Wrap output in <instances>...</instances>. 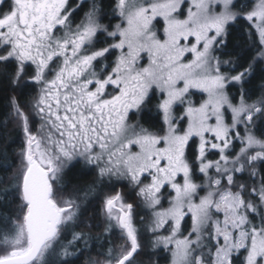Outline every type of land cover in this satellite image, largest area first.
<instances>
[{"label": "snow or ice", "instance_id": "6c2138e0", "mask_svg": "<svg viewBox=\"0 0 264 264\" xmlns=\"http://www.w3.org/2000/svg\"><path fill=\"white\" fill-rule=\"evenodd\" d=\"M74 11L70 0H0V64L15 65L14 87L22 81L40 86L33 108L48 128L42 138L33 134L13 98L26 138L12 186L21 211L0 233V264H49L57 245L65 258L61 264H73L68 257L88 237L73 232L60 244L65 228L78 220L80 205L57 193L66 169L80 162L98 167L101 177L143 185L138 195L154 210L151 231L168 233L157 234L154 246L171 252V264H264V177L247 195L234 179L246 168L256 176L258 163L264 170V131L257 135L255 123L264 117V98L253 104L244 98L251 64L231 74L222 71L231 61L217 55L227 46L228 28L244 19L258 35V55L264 58V0L250 9L240 0H115L122 23L114 30L102 23L103 5L96 0L75 27ZM116 52L114 62L104 63ZM29 66L34 74L25 80ZM235 84L238 104L227 91ZM191 89L206 94L198 106L187 99ZM157 90L166 125L162 135L129 123L130 113L140 114ZM177 104L187 105L178 117ZM235 141L241 147L232 154ZM211 152L219 158L208 159ZM196 171L205 177L203 184L194 181ZM104 212L106 231L117 227L130 242L117 254L109 249L107 264H132L141 247L133 205L117 193L105 198ZM186 218L191 230L183 235Z\"/></svg>", "mask_w": 264, "mask_h": 264}, {"label": "trees", "instance_id": "16d2710c", "mask_svg": "<svg viewBox=\"0 0 264 264\" xmlns=\"http://www.w3.org/2000/svg\"><path fill=\"white\" fill-rule=\"evenodd\" d=\"M91 1L93 2V0ZM253 1L240 0V4H246L250 9ZM96 2L103 5L102 23L107 22L108 25L114 14V0H96ZM82 10L74 11L72 16L76 22L80 18ZM76 22H72V26L76 25ZM253 33L254 30L249 29L248 22L240 19L228 28L227 46L222 48L224 53L222 58L231 61L230 64L235 66V70L244 71L250 64L252 65L251 74L246 77L243 85L244 98L248 104L256 103L264 98V63L257 56L259 53V41ZM14 69V64L7 66L0 64V233L11 227V219H14L21 211V201L12 186L15 182V177L20 171L19 167L22 159L20 153L24 148V142L21 124L13 119L12 99L14 98L21 108L26 109L31 104L36 87L33 83L25 86L22 82L14 87L11 82V73ZM29 70L30 68L27 69V72ZM228 92L234 99L237 96L236 94H239L237 87H230ZM148 107H150V104ZM255 123L259 129L257 132V135H259L260 131H264V117H257ZM139 124L151 131L162 130L158 114L149 108L140 113ZM238 129L241 130L242 126ZM238 146L239 144L235 141L234 149H238ZM193 148H195L194 144ZM262 177H264V170L261 169L259 163L256 165V176L254 177L251 175V169L248 168L234 175L236 183L246 186V195L252 187L258 188L260 186ZM112 185L110 180H101L96 177L95 171L91 167H87L84 170L78 166L66 169L63 182L59 186V193L71 191V194L75 195L73 200L80 205V214L74 225L69 224L65 228L61 235L60 244H67L72 239L73 232L83 233L88 237L87 244L85 245L84 241H78L74 255L68 257L73 264H94V262L95 264H107L109 249H112L113 254H117L121 250L120 233L118 234V243H116L114 238L116 234L107 233L102 229L99 216L101 194L104 195L103 197L107 196ZM138 201L139 198L134 203L136 217H138L137 214L140 215L142 213L140 210H142L143 204L140 203L141 199L140 202ZM255 202L259 203L258 199ZM189 221V218H186L183 223L186 229L190 224ZM140 240L142 244L141 254L138 251V254L134 255V259L151 258V260H156L160 264L168 263L167 251H164L159 246L158 252L154 251V245H151L147 239L140 238ZM60 251V245H57L56 253L48 258L49 264H61L65 258L59 255ZM240 259H243V257L241 256Z\"/></svg>", "mask_w": 264, "mask_h": 264}, {"label": "rangeland", "instance_id": "374dc122", "mask_svg": "<svg viewBox=\"0 0 264 264\" xmlns=\"http://www.w3.org/2000/svg\"><path fill=\"white\" fill-rule=\"evenodd\" d=\"M255 2H256V0L253 1L252 5ZM186 8H187V5H185V10H186ZM115 15L117 16V20L115 21L114 25L110 28V30H114V28H115V26L117 24H121L122 23V19L119 17L118 13H115ZM84 21H85V18H83V20L79 24H81ZM79 24H77V25H79ZM161 24H162V20H161ZM160 26H161L160 24H157V28H160ZM256 36H257V39L259 41L258 35H256ZM102 39H103V37H102ZM190 39H192V38H190ZM221 52H222V49L219 52H217V55H220L221 56V59L224 60L222 58ZM116 55H118V52H116L115 55H112V59H111L112 62H114V60L116 58ZM257 56L264 63V58L259 57V55H257ZM189 58H191L190 57V54H189ZM147 63H148L147 57L145 56V58H144V60L142 62V65L143 66H147ZM224 67H226V69H224ZM34 70H35L34 69V66H31V72L30 73L27 72V75L25 76L24 79L25 80H30V77L34 74ZM222 71L230 72L231 74H237L239 72H242V70H235V66L234 65H231V64L224 65L222 67ZM23 83L24 82L22 81V84ZM35 86H36L35 87V94H34L32 100H31V104H29V106L26 109L21 108L18 104L17 105L24 112V114L28 116V123H29V129H30V131L33 134H35L38 138H42V137L46 136V134L48 132V128L47 127L42 128L43 121L39 118V116L36 115L35 110L33 108V105H34L36 99L38 98V96L40 94V86L39 85H35ZM230 87H237L238 88L239 94H236L237 95L236 98L233 99V103L234 104H238L240 102V85L239 84H235V85H230L229 88ZM228 89H227V91H228ZM193 92L194 93H198L199 95H202V97L200 98V97H194V96H192V93ZM228 94H229L230 97H232L229 92H228ZM156 95L158 96V101H156L153 104V107L155 109H157V105L160 102V100L162 99V96L160 95V93H159L158 90H157V94ZM233 95H235V94H233ZM187 99H190L194 104H196L198 106L199 103L203 102V100L206 99V94L205 93H202L201 91H199L197 89H191L190 90V95H189V97H187ZM186 106H187L186 104H184V105L177 104L176 106H174L173 114L175 116H177V117L183 115L184 109L186 108ZM148 108L151 109L152 107H148L147 106L144 110H147ZM12 112H13V119L15 121H17L18 123L21 124V120H20V118H18L15 115L14 109H12ZM159 113H160V119H161V123H162V129H166V125L163 124L162 113L161 112H159ZM139 115L140 114L133 115V114L130 113L129 123L130 124H136L137 122L139 123ZM225 118H226V121L230 122V120H231V113H230V111L226 113V117ZM183 126L184 127L187 126L186 121L184 122ZM241 126H242V129L241 130L238 129V131L240 132L241 136H243V134H244V127H243V125H241ZM150 132L159 133L161 135L163 134V131H161V132L150 131ZM25 141H26V138H25V136L23 134L24 148H25ZM237 143L239 144L238 149H234V147H233V148H231L229 150L230 153L235 154V153H238L239 152L241 145H240L239 141H237ZM133 150L134 151H138V149H136V148H134ZM96 151H99V149L97 148ZM218 158L219 157H218V154L216 152H211L208 155V159H210V160H217ZM105 159H106V157H105ZM21 166L22 165L20 164L19 169H21ZM114 178L117 179L116 177H114ZM193 179H194V181L197 184H203L205 182V177L203 176V174H200L198 171H196V175H194ZM124 180H125V187L124 188H121V189H117L116 191H114L113 193L111 192L110 194H113L112 196H114L117 193H119L121 195V197L123 198V202L124 203H130V204L133 205V224H134V226H135V228L137 230L138 241H139L140 246H141L138 251H139V254H141L142 244H141L140 238L141 239H147L148 242L151 245H154L155 237H156L157 234H160L161 233V235H167L168 233L165 232L163 229H161L159 231V233H157V234H154L151 231V225H152V221H153V211L154 210L148 207L147 203L145 202V200H144V198L142 196L138 195V193H139V187H141L143 185L137 186V185H134L133 183H131L130 180H128L126 178ZM148 183H150V180L149 179H145L144 180V184H148ZM237 184H240V183H237ZM170 192H171V189L170 188H167V190H164V198H162V206L164 208H167L169 206L168 200L170 199V197H169V193ZM127 193H130V196L129 197L127 196ZM57 195H58V198H60L62 200H67L66 199V192L59 193V191H58ZM201 195H203V192H201ZM137 198H139V201L138 202H140V199H141V202L140 203L143 204L142 205V210H140V212H142V213L140 215L137 214L138 217H136V207L134 205L135 200H137ZM143 213H144V215H143ZM189 220H190V218H189ZM189 222H190V224L188 225V228L187 229L184 227V224H183L184 222H182L181 231H182V234L183 235H187V233L191 230V220ZM120 235H121L120 236V238H121V248L128 246V244L130 242L127 241L126 236L124 234H122L121 230H120ZM154 247L155 248H153V250L154 251H157L158 246H154ZM159 247L162 248L164 251H167L168 257H169V261L166 264H171V260H172L171 252L169 250L164 249V247L162 245H160ZM141 257H143V256H141ZM149 259H145V258L134 259L132 261V264H160L156 260L153 261V259L152 260H151V258H149Z\"/></svg>", "mask_w": 264, "mask_h": 264}, {"label": "flooded vegetation", "instance_id": "af4514ba", "mask_svg": "<svg viewBox=\"0 0 264 264\" xmlns=\"http://www.w3.org/2000/svg\"><path fill=\"white\" fill-rule=\"evenodd\" d=\"M70 4H71L72 8L75 9V11L76 10H82L83 9L81 11L80 18L77 20V22H76L75 18H73V16L71 17L72 20L70 18L71 23L72 22L73 23L76 22L75 24L77 25V24H79L83 20V18H85V14L89 11L88 9L91 8L92 1L91 0H70ZM114 8H115V0H114V4H113V10H114ZM111 18H110L111 19V22L109 21V24L108 25H110L112 27L114 25L115 21L117 20V16L115 15V12L113 14V17H111ZM104 24L107 25V22H105ZM76 25H74L73 27H75ZM111 59H112V56L109 58V60L105 61L104 63H106V64L112 63ZM29 68H30L29 72H31V66H29ZM224 69H226V67H224ZM192 96H194V97H200V98L202 97V95H199L198 93H194V92L192 93ZM156 101H158V96L157 95L153 96V98L151 100L150 107H152V108L150 110L156 112L158 114V116H159V119H160V113H159V111L153 107V104ZM139 117H140V115H139ZM160 122H161V119H160ZM140 126L143 127V125H140ZM161 127H162V123H161ZM161 131L162 130L156 131V132H161ZM75 166H78L80 169H83V170L86 169L87 167H91L95 171V176L96 177H98L101 180L102 179L110 180V183H112L113 185H112L111 189L108 191L109 193L105 197L112 196L113 194H110L111 192L113 193L117 189H121V188H124L125 187V180L124 179H115L114 177L109 178L107 176L101 177L100 174H99V168L96 167V166L85 165L83 162L76 163ZM195 175H196V173H195ZM101 196L102 197L100 198V201H99V216H100V221L102 223L101 224V227H102V229H104V231H106V229L108 228V221H107V218H106V215H105V212H104V203H103V200L105 199V197H103L104 196L103 194H101ZM127 196L129 197L130 196V193H127ZM73 197H75V195L71 194V191L68 190L66 192V199L67 200L68 199H73ZM119 230H120L119 228L113 227L110 230L106 231L107 233L116 234L115 237H114L116 239V243H118L117 240H118V234L120 233Z\"/></svg>", "mask_w": 264, "mask_h": 264}]
</instances>
